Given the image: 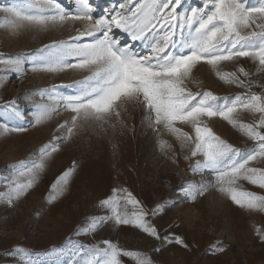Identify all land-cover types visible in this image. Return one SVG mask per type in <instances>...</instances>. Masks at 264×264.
<instances>
[{"label":"snow or ice","instance_id":"6c2138e0","mask_svg":"<svg viewBox=\"0 0 264 264\" xmlns=\"http://www.w3.org/2000/svg\"><path fill=\"white\" fill-rule=\"evenodd\" d=\"M182 6L183 0H121L99 16L94 0H74V10L65 9L59 0H24L0 9V29L12 35L47 31L69 21L84 25L67 40L15 55L0 54V88L13 73L21 82L26 71L87 73L73 83L54 84L32 93L40 98V102L31 101L32 127L44 125L59 111L70 113V118L27 158L7 166L11 173L0 183V202L14 208L26 198L74 131L88 126L104 131L125 127L121 110L134 104L143 112L141 123L161 137V151H172L163 136L174 137L181 149H189L184 160L199 157L191 171L212 177L184 182L179 203L196 202L216 186L247 214L264 215V0H202V6L183 10ZM116 30L126 34L131 43L117 38ZM136 42H142L147 51H137ZM226 65L231 69L225 70ZM199 66H207L224 84L245 91L231 97L193 91L189 84L198 83L195 73ZM63 88L73 91L66 94ZM0 101V142L27 132L22 123L25 113L17 100L0 97ZM245 114L250 121L244 119ZM214 118L252 143L241 148L221 138L209 126ZM78 167L73 161L51 183L49 205L70 192ZM246 184L258 190H249ZM175 203L162 201L149 208L127 188H115L100 201L105 214L74 233L95 236L109 224L130 226L159 242L150 252L129 250L111 239L82 243L69 237L62 247L36 251L34 256L22 246L7 250V255L18 258L21 264H42L41 257H46L48 264H126L125 258L134 264H157L152 254L164 246L191 247L186 236L173 231L178 227L174 221L167 226L156 223ZM253 230L264 245V227L253 225ZM210 247L216 255L223 254L228 245L215 241Z\"/></svg>","mask_w":264,"mask_h":264},{"label":"rangeland","instance_id":"374dc122","mask_svg":"<svg viewBox=\"0 0 264 264\" xmlns=\"http://www.w3.org/2000/svg\"><path fill=\"white\" fill-rule=\"evenodd\" d=\"M23 2L0 0V9ZM59 2L65 9L74 10V0ZM120 2L94 0L96 15L103 14L106 8L118 6ZM198 6H202V0H183L182 10ZM83 26L81 22L69 21L62 26H50L47 31H28L19 35L0 29V54L15 55L33 51L55 40H67ZM116 36L124 43H131L127 35L118 30ZM135 47L141 53L147 51L142 42H136ZM245 66L250 67L247 63ZM230 69L231 65L225 66V70ZM86 74L78 70L57 74L26 71L21 82L13 73L5 87L0 88L3 100H17L25 113L22 123L28 129L0 142V183L11 173L8 165L27 158L50 139L58 125L70 118V113L59 111L44 125L32 127L31 101L40 102L39 96L32 93L54 84L73 83ZM195 75L198 83L189 84L193 91H212L220 97H231L245 91L224 84L207 66H199ZM62 91L71 94L73 89L63 88ZM121 118L125 127H109L104 131L88 126L74 131L72 139L61 145L62 150L55 154L41 182L26 198L17 202L14 208L0 202V264H21L18 258L7 255V250L14 246L28 248L34 256L36 251L62 247L69 237L82 243L111 239L129 250L150 252L159 242L130 226L113 227L109 224L95 236L74 234L78 227L86 226L94 217L105 214L100 201L108 198L115 188H127L149 208L162 201H176L156 223L167 226L174 221L178 227L173 231L186 236L191 247L186 250L177 245L164 246L159 253L152 254L157 264H264V245L255 238L253 230V225L264 227V215H249L228 199L210 206L209 195L214 194L213 188L196 202L179 203L180 187L184 182L212 179L207 174L191 171L199 157L184 160L189 149H181L175 138L167 134L163 139L172 145V151L167 154L161 151L158 146L161 137L141 123L143 112L139 106L125 105ZM244 119L250 121L251 117L245 114ZM209 126L237 147L244 148L252 143L219 118L209 121ZM180 127L191 132L187 126ZM73 161L79 167L70 192L49 205L47 194L51 183ZM245 186L249 190H258L255 186ZM215 241L228 245L223 254H213L210 246ZM41 260L42 264H48L46 257H41ZM125 261L126 264H134L129 258Z\"/></svg>","mask_w":264,"mask_h":264},{"label":"clouds","instance_id":"9594fccd","mask_svg":"<svg viewBox=\"0 0 264 264\" xmlns=\"http://www.w3.org/2000/svg\"><path fill=\"white\" fill-rule=\"evenodd\" d=\"M213 190H214V194L209 195L210 206L218 204V203H222L223 200L226 199L222 193L216 190V186H213Z\"/></svg>","mask_w":264,"mask_h":264}]
</instances>
